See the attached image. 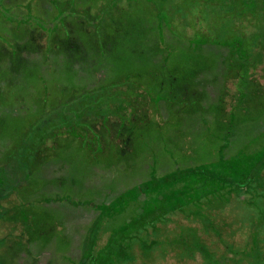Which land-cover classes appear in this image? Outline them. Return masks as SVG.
Wrapping results in <instances>:
<instances>
[{"label": "trees", "instance_id": "1", "mask_svg": "<svg viewBox=\"0 0 264 264\" xmlns=\"http://www.w3.org/2000/svg\"><path fill=\"white\" fill-rule=\"evenodd\" d=\"M0 3V264H264V0Z\"/></svg>", "mask_w": 264, "mask_h": 264}, {"label": "rangeland", "instance_id": "2", "mask_svg": "<svg viewBox=\"0 0 264 264\" xmlns=\"http://www.w3.org/2000/svg\"><path fill=\"white\" fill-rule=\"evenodd\" d=\"M3 9L2 3H0V11ZM207 9V10H206ZM204 13H202V18H200V13L197 12L192 15L191 23H194L193 27L201 28L208 37H223L225 33L227 35L232 34L234 24L229 17H225V13L222 10H216L215 13H211L210 7L206 8ZM178 16V15H177ZM197 16V17H195ZM180 18V17H179ZM180 22V21H179ZM182 24V23H181ZM179 24V25H181ZM191 24V25H192ZM182 30H185L184 23L181 25ZM204 52L198 55V59L203 55Z\"/></svg>", "mask_w": 264, "mask_h": 264}]
</instances>
